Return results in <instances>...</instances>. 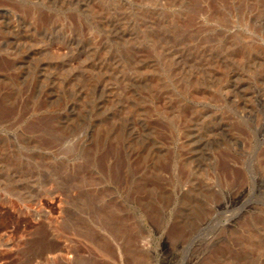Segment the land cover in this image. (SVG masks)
<instances>
[{
    "label": "rangeland",
    "instance_id": "374dc122",
    "mask_svg": "<svg viewBox=\"0 0 264 264\" xmlns=\"http://www.w3.org/2000/svg\"><path fill=\"white\" fill-rule=\"evenodd\" d=\"M0 264H264V0H0Z\"/></svg>",
    "mask_w": 264,
    "mask_h": 264
}]
</instances>
